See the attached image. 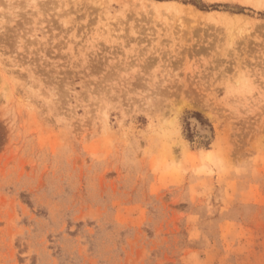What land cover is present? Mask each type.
I'll use <instances>...</instances> for the list:
<instances>
[{"label": "rangeland", "instance_id": "obj_1", "mask_svg": "<svg viewBox=\"0 0 264 264\" xmlns=\"http://www.w3.org/2000/svg\"><path fill=\"white\" fill-rule=\"evenodd\" d=\"M0 264H264V0H0Z\"/></svg>", "mask_w": 264, "mask_h": 264}]
</instances>
